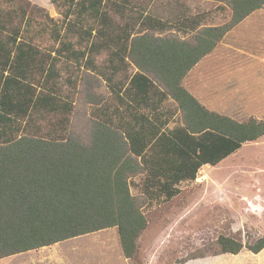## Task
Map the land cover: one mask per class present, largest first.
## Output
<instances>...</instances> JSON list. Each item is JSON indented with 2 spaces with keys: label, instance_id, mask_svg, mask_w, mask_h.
<instances>
[{
  "label": "trees",
  "instance_id": "obj_1",
  "mask_svg": "<svg viewBox=\"0 0 264 264\" xmlns=\"http://www.w3.org/2000/svg\"><path fill=\"white\" fill-rule=\"evenodd\" d=\"M65 1L73 9L65 15V30L55 27L51 33L59 39L82 35L86 47L76 52L62 42L56 53L65 51L79 65L95 69L93 56L108 52L111 73L97 72L120 105L132 102L135 112L140 101L157 90L174 101L182 124L166 133L143 116L135 118L149 122L153 133L147 138L148 128H123L124 120L116 126L112 117H98L85 144L66 133L71 106L58 97L54 57L37 59L38 49L21 39L19 30L8 32L0 22V259L108 228L117 229L124 258L133 259L147 227L142 203L130 193L133 176L144 174L147 199L153 190L170 199L177 192L174 186L194 181L202 166L214 167L264 135V120L239 122L209 111L181 85L228 30L264 7V0H217L232 11L228 24L198 27L185 40L155 36L158 26L147 18L140 20L138 29L110 22L106 6L114 0ZM120 1L126 6L130 0ZM83 19L99 26L80 30ZM128 58L138 71L116 86L112 76ZM36 72L37 83L32 78ZM50 113L62 116L54 123L61 132L43 135L33 130L35 117ZM23 121L26 129L21 130ZM217 246L220 255H236L243 248L256 254L264 247V234L247 246L220 235Z\"/></svg>",
  "mask_w": 264,
  "mask_h": 264
},
{
  "label": "rangeland",
  "instance_id": "obj_2",
  "mask_svg": "<svg viewBox=\"0 0 264 264\" xmlns=\"http://www.w3.org/2000/svg\"><path fill=\"white\" fill-rule=\"evenodd\" d=\"M72 10L65 0H53V3L51 0H0V22L7 25L8 32L19 30L21 39L40 52L37 59L46 61L54 57L51 63L55 64L57 72L54 82L58 97L71 106L66 133L88 144L92 135V120L112 117L120 122L119 116L113 117L109 113L117 107L123 112L124 105L119 104L118 98L97 72L106 76L111 73L108 52L93 56L95 69L83 62L79 65L65 51L56 53L62 42H69L72 51H85L86 43L85 38L81 39L82 35L71 33L72 36L59 39L50 30L56 27L64 32L65 15ZM106 12L110 22L119 26L127 23L135 29L139 28L142 18L150 19L153 25L158 26L155 36H172L180 40L189 39L200 25L221 26L231 19L229 6L217 0H130L126 6L120 0H114L106 6ZM69 19L75 20L73 15ZM90 25L99 26L90 19H83L80 30ZM142 30L146 29L142 27ZM4 35L7 36L4 32L1 38L4 39ZM244 40L248 44L245 46L239 41L240 48L226 39L222 40L212 56L196 69L205 77L210 73L212 81L217 83L216 87L194 86L193 71L181 85L193 96H199V103L209 111L239 122L250 118L264 120V39H258L256 53L250 43L257 40ZM212 67H215L213 73L210 71ZM116 68L118 72L112 76L116 86L126 84L138 71L131 58L121 61ZM32 78L36 83L39 81L37 72ZM164 101L161 110L169 121L168 129L180 126L182 115L176 104L171 98ZM124 113L121 116L128 119ZM147 113L153 118L151 110L140 108L135 112L134 119L131 117L129 121L140 122L135 118H147ZM61 117L51 113L37 115L33 130L37 129L43 135L60 133L54 123L59 122ZM23 129H26L24 121L21 125ZM216 183L223 188H208ZM145 184L144 174L130 179V193L142 203L141 210L147 220L133 259L124 258L116 228L59 243L73 251L77 259L83 251H80L82 246H85V264H201L203 260L217 259L220 255L217 246L220 235L236 238L247 246L253 245L264 234V135L255 142L244 144L218 165L203 166L195 181L180 185V194L168 202L160 201L164 197L160 196L159 190H153L148 195L152 201L147 199ZM212 197L214 200L220 197L219 204L227 201V205H219L221 213L210 211ZM229 199L234 204L232 207ZM201 208L204 211L195 213ZM78 262L84 263L82 260Z\"/></svg>",
  "mask_w": 264,
  "mask_h": 264
},
{
  "label": "crops",
  "instance_id": "obj_3",
  "mask_svg": "<svg viewBox=\"0 0 264 264\" xmlns=\"http://www.w3.org/2000/svg\"><path fill=\"white\" fill-rule=\"evenodd\" d=\"M231 17H232V11H231ZM201 27H204V26L200 25L199 28ZM211 27H214V26H211ZM250 38L257 40L254 43H250L252 45L251 47L254 50L253 52L256 53V48L259 44L258 39L259 38L264 39V7L253 11L252 13L247 15L243 20H241L239 23L234 25L230 30H228L225 33V35L222 37V39L217 43L215 48L209 54H207L202 59H200V61H198L186 73L182 82L184 83L188 75L191 73V71H193L194 86L197 85V86H203V87L204 86L216 87L217 83L215 81H212V79L210 78L211 76L210 73H208L207 77H205L202 74H200L199 71H196V69H198V67L202 65V63H204L207 57L212 56L213 51L216 50V48L222 42V40L226 39L228 40V42H232V44H234L236 48H240L239 41H241L243 45L247 46L248 43H246L244 39H250ZM255 56L258 57L257 55ZM210 71L211 73H213L215 71V67H212ZM212 82H213V85H211ZM194 97L197 100H200V97L195 94H194ZM165 99H170V98L164 97L161 95V93H158L157 90H154L153 94L150 96V98L147 101H142V100L140 101L139 106L136 107L137 110L135 112H138L140 108H143L146 111L151 110L153 112L152 114L153 118L149 117L148 113L145 114V116L148 118L149 121H151L153 124L156 125L158 129L157 128L155 129H157L159 132L168 133L170 130H172L176 126L171 129H168L169 121L166 120L167 118L165 117V112H162L161 110L162 105L165 102L164 101ZM131 106H132V102H129V105L127 104L124 106V108L121 109L123 112L119 111V107L115 108L114 113H112V115L113 117L119 116L118 118H120L121 121L118 122V119L117 121H115L112 118L113 124L117 126L118 124H121L122 120H124V122H127V123L121 124L123 128L126 124L127 125L125 127L129 125V127H133L138 130L141 128H148L149 131L145 132L144 130V133L147 134L146 135V137L148 136L147 138H150L153 132L150 131V127L148 126L149 122L141 123V122L129 121L130 120L129 118L132 117V119H134V116L136 115L133 109L131 108ZM123 113L125 116L128 117V119H124L121 116ZM204 166H208V165H204ZM194 181H183V182L178 183L177 185L174 186L175 189L177 190L175 195L170 199L161 198L160 201H167V202L170 201L171 199H173L174 197L180 194V191H179L180 185L185 184L187 182L190 183ZM208 188L219 190V188H223V186L219 187V184L216 183L215 185L213 184L212 186H209ZM216 194L220 195V193H216ZM219 198L220 197H216L215 200L213 199V197L210 198L209 206H210V211L212 213H216V212L221 213L219 205H227V201L219 204L218 202ZM224 199L228 200V198H224ZM229 201L232 207V205L234 204H232L231 199H229ZM153 202H156V201H153ZM199 211H204V209L201 208L199 210H196L195 213ZM67 248L68 247H65V245L60 244V243L43 246L40 248L29 250L27 252H23V253H19V254L9 256L6 258H2L0 259V264H85V246H82L80 251L82 250L83 251L79 253L80 255L78 259L74 256V252L71 250H68ZM79 260H82L84 263H79L78 262ZM201 264H264V247L256 254L250 252L246 248H243L236 255L221 254L217 257V259L203 260Z\"/></svg>",
  "mask_w": 264,
  "mask_h": 264
}]
</instances>
